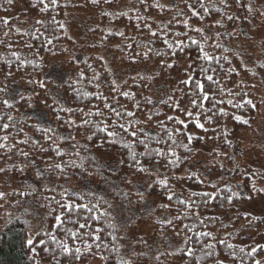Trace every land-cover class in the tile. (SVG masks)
Here are the masks:
<instances>
[{"label": "trees", "instance_id": "1", "mask_svg": "<svg viewBox=\"0 0 264 264\" xmlns=\"http://www.w3.org/2000/svg\"><path fill=\"white\" fill-rule=\"evenodd\" d=\"M125 1L131 2V6L127 10L119 11L114 16L108 15L106 12L108 8L117 7ZM188 2L191 3L192 0H188ZM211 2L220 11L211 8L209 0H205V5L209 6V12L204 13L203 10H200L201 15L204 16L203 21L198 18H191L189 23L195 27L204 28V32L212 37L208 41L209 45L217 40L213 33L220 32L221 37L218 42L225 48L230 49V51L225 53L223 48L215 49L207 46L205 50L216 56L227 55L231 63L221 60L223 65L221 68L213 62L212 66L216 68L214 79L218 76L219 87L216 84L209 85L207 82L205 85L206 90H215L217 101H223V103L218 105L217 109L208 113V115L213 117V123H206L204 117H201V122L205 123V127L209 131L205 133L202 129L193 128L191 125L188 131L197 138L200 136L205 137L203 140L197 139L193 141L192 160L197 161L198 158L207 157L212 170L214 169L216 173L222 174V178L215 181L209 180L203 173L190 169L191 161L178 168L169 169L167 172L162 166L161 172L169 176L172 189L178 193L182 190L185 197L191 191H216V188H213L212 185H216L220 191L217 193V197L210 201L208 206L197 210L200 219L204 221L203 225L195 221L193 216L185 218L183 215L180 216L179 220L174 221L171 226L160 224L159 220L176 216L182 213L183 209L173 202L170 209L165 210L158 207V204L160 202L168 203L166 197L155 200V216H150V218L148 216L149 220L147 219L153 228V232L149 237L163 240L165 235H169L174 239L176 238V241L172 250L169 247H163L162 252L159 254V260L155 259L153 264H162L164 258L173 261L175 264H241V261L242 264H255L256 260L260 261L262 259L261 264H264V250L258 249L254 257L241 254L233 258L231 255L232 250L228 249L225 244L217 242L225 240L227 243L236 245L237 251L240 247H243L246 252L251 251L257 244L264 245L260 243V239L264 234V214H252L238 209V205L241 202H248L258 197L264 198V191H259V189H264V168L257 167L243 158L248 156L251 159H257L260 155L264 156V150L250 140L251 131L264 119V69L260 68V64L264 63V60L251 64L250 58L244 59L245 53H256L260 49L261 41L264 40V15H262L264 11L260 8L252 7V11L248 12L244 7L237 5L234 0H227L229 6L222 4L221 0H211ZM17 3L21 4V11L15 15H10L12 8ZM156 3L163 4L166 7L161 10L155 7ZM242 3L249 4L251 0H242ZM45 4L48 5V10L42 11ZM193 6L198 7L195 4ZM178 9L184 12V16L178 14ZM70 11L91 12L101 20V24L93 30L96 42L91 46L92 51L89 55H84L82 52L74 50L76 41L70 36L65 25V18ZM229 15L238 18L230 21L228 20ZM189 17H191V13L183 0H175V6H173V0H146V3L143 4L140 0H109V2H105V0H98V2H93V0H57L55 6L51 5L50 0H13L11 4L8 3V0L0 2V88L7 85L9 90L16 95L18 101L16 106L10 110L0 105V114L7 112L17 121L15 128L10 127L6 132L0 133V135H9L10 140L7 143L16 145V148L11 152L0 150V163H3V168L7 169V171L0 173L2 180L11 176L10 179H12L13 183L15 182L17 188H22L34 183L32 170L34 167L43 169L48 163H54L61 159H50L54 157L51 149H49L47 154H42L34 147L33 141L40 137L41 134L36 132L32 125L36 123L37 118H40L42 124H50L59 135L64 137L75 136V140L60 141L62 148H66L69 144L76 145L74 150L69 149L68 154L63 156L64 162L75 160L79 164L81 161L75 155V152H79L80 156L85 158L83 161L84 168L70 167L67 177L57 176L53 173L52 177L57 184L85 192L91 190L97 194L104 195L90 187L91 185L104 186L105 178L97 169V159L96 161L91 159L92 156L96 157L97 141L104 134L98 133L92 141H87L85 129L77 128L74 130L55 120L51 110L45 106L44 101L50 105L53 102V95H56L57 99L67 107L81 108L85 112L99 108L107 116L108 110L104 108L105 101L98 99L99 94H103L104 97H107V102L114 107L124 106L127 110L134 111L136 117L145 121L144 126L150 134L160 133L163 138L166 134L161 132L158 121L165 120L166 115H179V113L173 112L163 104L156 103L155 107L160 109L161 114L153 116L151 120L147 118L153 105L145 104L143 98L151 96L150 91L154 79H144L142 83V79L149 76L135 73L119 83L116 82L119 88L116 92H113L111 90L113 87L111 81L115 80V76L104 57L98 51L104 46L110 45L120 55L122 63L130 68L143 67L150 64L155 66L157 73H159L158 76H155V79L162 80L167 85V95H172L174 99L178 98L181 107L188 109L190 107L189 97L177 91V89H183L185 93L188 92V88L181 83L187 77L180 80L175 77L179 65L183 59L187 58L189 62L187 74L195 71L197 72L196 78L203 81L204 77L198 74V68L202 63H205L198 59L196 45H192L191 41L185 36L175 35L177 32L183 33L187 31L189 36L202 40L199 33L186 29L183 24L177 23L178 20ZM5 19L8 21L7 24L4 23ZM38 21H43V23H38ZM169 21H171L170 24ZM217 21H220V23H216ZM61 24L63 27H60ZM145 24L151 25V29L157 32L161 31L162 25L167 24V39L173 43L180 40L184 41V51L179 48L170 49L159 35L152 37L149 30L144 27ZM107 26H113V28H107ZM120 33H123V35H120ZM52 37H56V39H52ZM49 39H52L51 44L48 43ZM150 41L152 42L150 43ZM189 45L191 46L189 47ZM148 48H152L154 51L149 54L147 59L137 55V53L147 51ZM156 50H159L162 54L156 56ZM13 52L18 54L19 59L12 56ZM173 52H175V55H173ZM74 53L75 55H73ZM234 53H238V55L234 56ZM64 59L66 61L63 64L62 79H60L59 83L54 84L48 75ZM161 61H164V63H161ZM168 64L173 66L168 67ZM229 68H233L235 71L229 72ZM9 72H11V76H8ZM80 73H83V76H80ZM94 76L97 79H93ZM29 81H45L46 89H41L35 83L30 84ZM145 83L147 87L144 86ZM97 84L99 87H97ZM73 88L79 89L81 94L87 92L91 95L88 97L77 96ZM229 90H231V94H229ZM126 91L135 93L134 98L130 99L120 94ZM37 93L39 95H36ZM20 95L32 96L33 106L30 107L29 103L20 101ZM241 97H243V100ZM6 98L3 93H0V99ZM229 99L233 101V104L227 103ZM247 99H251L256 107L253 108L248 105L246 103ZM137 101H140V108L135 107ZM236 103H244L245 106L237 109L234 107ZM205 107L211 108L212 105L205 102ZM219 108H223L228 114L220 113ZM61 115L65 114L61 113ZM234 115H242L248 123L244 124L233 120L231 117ZM67 118L65 116V119ZM73 118L79 123L83 117L78 113ZM3 122L8 121L5 118ZM168 127H172V124L169 123ZM21 128L23 131H20ZM225 136L227 140H225ZM25 139L29 140L28 144L19 143V141ZM128 139H131V137H128ZM178 139H183V137ZM77 141L79 142L78 144ZM227 141H231V144ZM41 143L45 147L48 146L46 141H41ZM170 143L168 142V144ZM168 144L156 145L153 143L151 146L167 150ZM208 144L211 146V150L204 149L205 145ZM17 149L29 152L30 156L21 157ZM137 150L143 151L142 146H138ZM175 150L177 155H185L183 148L177 147ZM100 151H108L114 155L117 173L121 178L129 174L126 164L122 165L119 163V160L124 158V150L118 145L111 146L106 144ZM223 153H227V155H223ZM28 160L33 161V164L23 173L13 170L14 165L19 166ZM189 170L197 172L200 179L205 182L198 183L195 178L188 179L186 173ZM89 173H92V175L89 176ZM73 183H77V185L73 186ZM253 183H255L257 189L255 191L252 189ZM226 184L234 191L241 193L239 197H234L231 202L225 198L230 194L225 188ZM127 187L129 191H135L133 186ZM154 188L158 193L164 192V189L158 185H154ZM0 191L4 192L1 183ZM43 195L51 196L53 193L43 192ZM248 197L251 198L249 199ZM105 198L112 200L116 204L122 202L120 198L114 199L107 196ZM19 199L21 197L8 195L6 199L0 200V205H3L7 200V203L12 208L11 214L13 217H20L19 220L13 219L10 224H6V214L5 218L1 217L0 219V264H37V262L38 264H53L51 252L44 250L46 247L55 249V245L51 242L46 246H40L37 241L38 254L34 260L31 259L32 254L26 244L28 233L24 221L28 219L34 226L33 216L25 217L22 209L17 210L20 206L16 205V201ZM135 199L133 197V200ZM37 200H39V204L35 203ZM149 201L153 202V198L150 197ZM29 204L31 205L30 211L34 210L36 214L42 218L44 217L46 209L41 207L44 204V200L41 199V192L28 197L24 206ZM137 204L139 206L142 205V203ZM137 204L135 206L139 207ZM57 212H59V209H57ZM253 217H257V219H253ZM193 222L197 223V229L188 231L184 226ZM120 223H123L121 219ZM54 224V219L49 216L47 217V223L43 226L52 231L58 239H62V231L54 229ZM38 226L39 221L36 220V230H38ZM97 226L105 229L101 233V241H97V243H105L109 247L97 249L93 246L91 251H86L83 244H79L78 241H69L70 244H79L82 249L81 258L78 261H70L58 256L60 264H81L90 258L98 256L108 258L102 259V264H116V254L110 251L112 244L116 242L112 240L111 236L107 235V232L111 231V229H108L107 225L103 223L99 225L94 223L92 225L93 228ZM195 231L213 233L214 239L204 237L203 244H207L210 240L215 244V248L211 250L213 252L211 256H205L200 251L202 245H192L197 249V255L201 257L199 261H196L195 257H187L183 252L188 247V245L183 243L184 237L191 236L195 239ZM177 232H179V235L176 234ZM125 234H127L125 227H119L118 225V235L121 238L119 243L124 245H126L124 242ZM247 235H252L250 241L242 242ZM147 236L145 234V236L135 239L134 252L141 253L142 247H151L152 242L148 240ZM39 239H45V237L41 236ZM166 240H164V243H167ZM141 241L146 243H141ZM89 243H91V240H89ZM125 250L129 251V249L122 251ZM204 251L207 252L209 250L204 249ZM168 253L174 254L169 255ZM139 262L150 264L152 261L148 259L145 253V255H137L134 258L133 264H139Z\"/></svg>", "mask_w": 264, "mask_h": 264}, {"label": "snow or ice", "instance_id": "2", "mask_svg": "<svg viewBox=\"0 0 264 264\" xmlns=\"http://www.w3.org/2000/svg\"><path fill=\"white\" fill-rule=\"evenodd\" d=\"M12 2L13 0H8L9 4ZM93 2H98V0H93ZM105 2H109V0H105ZM140 2L143 4L146 3V0H140ZM183 2L191 13V17L178 20L177 23L183 24L186 29H190L195 33H199L202 37V40H197L196 38L189 36L187 31L183 33L177 32L175 35L185 36L191 41L192 45L197 46L198 59L205 62L199 66L198 74L203 76L204 80L202 81L201 79L196 78L197 72L194 71L193 73L188 74L186 79L181 81V83L185 85L186 88H188V92L185 93L183 89H177V91H180L182 95H187L189 97L190 107L188 109L182 108L179 99H174L172 95H166V98H161L157 102H154L151 96H145L143 98L145 104L153 105V108L149 110L150 114L147 117L149 120H151L153 116H158L161 114L160 109L155 107L156 103L163 104L169 107L173 112L179 113V115H166L165 120L158 121L161 132L166 134L163 138L161 137L160 133L155 135L150 134V132L146 130V127L144 126L145 121H142L136 117V113L134 111H129L124 108V106L114 107L111 103L107 102V97H104L103 94H99L98 99L105 101L104 108L108 110L107 116H105L104 111L99 108L94 111L89 110L85 112L81 108L67 107L64 103H61V101L57 99L56 95H53L52 97V104L49 105L46 101H44L45 106L51 110L55 120L62 122L64 125L71 127L74 130L77 128L85 129L87 141H92L98 133H103L104 135L101 136L97 141L98 146L96 149L97 152H100L101 156H103L104 153H102L100 150L106 144L111 146L118 145L121 149H123L124 158L119 160V163L122 165L126 164L129 174H126L121 178V184H124L125 186H133L135 191H129L126 190V188H120L119 185L114 186L113 191L116 192L117 195L129 205L133 203L146 204L150 197L153 198V202H155L156 199H162L166 197L168 203L160 202L158 207L169 210L171 204L175 202L176 205L183 209V212L171 218L159 220L160 224L169 226L173 225L174 221L179 220L181 215H183L185 218L188 216H193L195 221H198L201 225H203L204 221L200 219V215L197 210L201 207L208 206L210 201L214 200L217 197V193L220 191L216 185H212L213 188H216V191H191L188 196L185 197L182 190L178 193L172 189L169 176L161 172V167L163 166L165 172H167L169 169L178 168L183 164L189 163L190 161L193 165L195 164V161L192 160L193 141H196L197 139L203 140L205 137L200 136L197 138L193 136L188 131L189 126L191 125L193 128L202 129L205 133L209 131V129L205 127V123L201 122V117H204L206 123H213V117L208 115V113L213 112L214 109H217L218 105L223 103V101H217L215 90L208 91L206 90L205 85L207 82L209 85L216 84L219 87L218 76L214 79V75H216V68L212 66L213 62L221 68L223 67L221 60L231 63L227 55L216 56L205 50L207 46L213 47L215 49L223 48L225 53L230 51V49L225 48L221 43L218 42L219 38L221 37L220 32L213 33V35L217 37V40L213 41L212 44L209 45L208 41L211 40L212 37L204 32V28L195 27L189 23V19L191 18H198L199 20L203 21L204 16L201 15L200 10H203L204 13L209 12V6L205 5V0H192L191 3H189L188 0H183ZM234 2L237 5L244 7L248 12L252 11L251 3L243 4L242 0H234ZM50 3L52 6H55L57 4V0H50ZM221 3L225 6H229L227 4V0H221ZM194 4L198 5V7H194ZM209 4L211 8L215 9L216 11H220V9L216 8V5L212 3L211 0H209ZM173 6H175V0H173ZM155 7L163 10L166 6L156 3ZM47 10L48 5L45 4L42 11ZM178 14L184 16V12L179 9ZM124 15H126V13H124ZM237 18L238 17H233L231 15L228 16V20L230 21ZM53 22L55 23V21ZM4 23H8L7 19L4 20ZM38 23H43V21H38ZM170 23L171 21H169V24ZM216 23H220V21H217ZM60 27H63V25L61 24ZM144 27L149 30L152 37H157L159 35L170 49L179 48L181 51H184V41L180 40L173 43L167 39V24L162 25V29L159 32L153 31L151 29V25L149 24H145ZM5 35H7V33H5ZM120 35H123V33H120ZM52 39H56V37H52ZM52 39L48 40L49 44L52 43ZM151 42L152 41H150V43ZM190 46L191 45H189V47ZM153 51L154 50L152 48H148L147 51L137 53V55L147 59L149 54ZM161 54L162 53L159 50L155 51L156 56H160ZM173 55H175V52H173ZM233 55H238V53H234ZM12 56L19 59L18 54L15 52L12 53ZM161 63H164V61H161ZM167 66L172 67L173 65L168 64ZM89 67L91 66L89 65ZM260 68L264 69V63L260 64ZM228 71L233 72L235 69L229 68ZM49 75H53L55 78L62 79L59 73H50ZM79 75L83 76V73H80ZM158 75L159 73L155 74V76ZM253 75H255V73H253ZM8 76H11V72L8 73ZM154 78V76H149L143 78L141 82L143 83L144 79ZM93 79H97V77L94 76ZM89 82L91 83V81ZM29 83L38 84L41 89H46L45 81H29ZM111 84L113 85L111 90L116 92L119 88V85L116 84L115 80L111 81ZM69 86L71 87V85ZM144 86L147 87V84L145 83ZM97 87H99L98 84ZM73 91L77 94V96L83 95V97H88L91 95L87 92L81 94L80 90L75 88H73ZM221 91H223V89H221ZM0 93H3L7 97L6 99H0V105H3V107L7 110L13 109L18 103L16 95L9 90L7 85L0 88ZM120 94L125 97H129L130 99L134 98L135 96V93L127 91ZM229 94H231V90H229ZM36 95L39 94L37 93ZM241 99L243 100V97H241ZM19 100L29 103L30 107L33 106L32 96L26 97L24 95H20ZM205 102L210 103L212 107H205ZM227 103L233 104V101L229 99L227 100ZM246 103L251 105L253 108L256 107L251 99H247ZM244 106V103H236L234 105V107L237 109L243 108ZM135 107L140 108V101L136 102ZM218 110L224 115L228 114L223 108H219ZM61 113H64L65 115H61ZM78 113L83 117L79 123L73 118ZM65 116L68 118L65 119ZM113 117H115V119H113ZM5 118L8 122H3ZM231 118L244 124L248 123V121L245 120L242 115H234ZM109 121H111V123H109ZM169 123L172 124V127H168ZM16 125L17 121L11 114H8L7 112L0 114V133L6 132V130H8L10 127L15 128ZM32 127L36 132L41 134L40 137L33 141L34 147H36L37 150L42 154H47L49 149H51L54 153V157L50 159H61L54 163H48L43 169L34 167L32 169L34 183L28 184L22 188L13 189L11 193L0 191V200L6 199L8 195L21 197V199L16 201V205L20 206L17 210L19 211L22 209V213L25 217L32 215L34 219L39 221L38 230L33 228V225L28 219H25L24 221L28 233L26 236V244L30 253L32 254L31 259L34 260L35 256L38 254L37 241L40 246H46L49 242L55 245V249L47 247L44 249L45 251L51 252L53 264H60V259L57 258L58 256L69 259L70 261H78L82 254V249L79 244H83L86 251H91L93 246L97 249L101 247L108 248V244L97 243V241H101V233L104 232L105 229L99 226L93 228L92 225L94 223L97 225L103 223L107 225L108 229H111V231L107 232V235L111 236L112 240L116 242L112 244L110 248V251L116 254V264H133V260L137 255H145L143 252L136 253L134 251H122L126 249V245L119 243L121 238L118 235V225L119 227L124 226L123 223H120L123 204H116L112 200L105 198L104 195L97 194L91 190L85 192L83 190L65 187L64 185H58L53 179V173H55L57 176L67 177L68 169L70 167L78 169L84 168L83 161L85 158L81 157L79 152H75V155L81 161L79 164H77L75 160L64 162L62 159L63 156L68 154V150H74L76 145L69 144L66 148H62L60 141L75 140V136L64 137L59 135L56 129L50 124H42L40 122V118H37L36 123H34ZM20 131H23V129L21 128ZM128 137H131V139H128ZM179 137H183V139H178ZM224 138L227 140L226 136ZM9 140V135H0V141H2L0 142V150L11 152L16 148V145L7 143ZM41 141H46L48 146L45 147ZM168 142L171 143L168 144ZM227 142L231 144V141ZM19 143L28 144L29 140L25 139L19 141ZM78 143L79 142L77 141V144ZM153 143L156 145L168 144L167 150H164L160 147H152L151 145ZM138 146H142L143 151H138ZM177 147L183 148L185 150V155H177L175 150ZM17 151L21 157L30 156L29 152H24L20 149H17ZM223 155H227V153H223ZM91 159L96 161L95 156H92ZM32 164L33 161L28 160L26 163L20 164L19 166L14 165L13 170L23 173L25 170L31 167ZM101 167L102 166L97 163V169H100ZM5 171H7L6 168L0 167V173ZM91 175L92 173H89V176ZM186 175L188 179L195 178L198 183L205 182L204 180L200 179L197 172H192L189 170ZM37 185H39V187H37ZM154 185H158L159 187L163 188L164 192H156ZM225 188L227 189L228 193H230L225 197L229 202H231L234 197H239L241 195L239 191H234L227 184L225 185ZM252 189L254 191L257 190L255 183L252 184ZM259 191H264V189H259ZM37 192H41V199L44 200V204L41 205V207L46 209L43 218L36 214L34 210L30 211V204L28 206H24L25 200L28 197L35 195ZM43 192H51L53 195L45 196L43 195ZM133 197L136 199L133 200ZM248 198L250 199L251 197ZM35 203L39 204V200L35 201ZM0 207H2V205H0ZM57 209H59V212H57ZM129 211H131V209H129ZM154 212V208H148L149 215H152ZM49 216H51L55 221L53 226L54 229L62 231V239H58L52 231H49L43 226L47 223V217ZM6 217V224L12 223L13 219H20L18 216L13 217L11 213H6ZM253 219H257V217H253ZM184 227L188 231H194L197 229V223L193 222L190 225H185ZM176 234L179 235V232ZM41 236H44L45 239H39ZM204 237L214 239L213 233L209 231H195V239L191 236H185L183 243L188 245V247L183 250L184 255L187 257H195V260L199 261L201 257L197 255V249L192 246L193 244H198L202 245L200 251L203 252L205 256H211L213 254L211 250L215 248V244L212 243L211 240L207 244H203ZM89 240H91V243H89ZM69 241H78L79 244H70ZM217 242L220 244H225L228 249H231V255L233 258H236L241 254L254 257L258 249L264 250V245L257 244L256 247L251 249V251L246 252L245 248L243 247H240L237 251L236 245L234 244L227 243L225 240H219ZM141 243L146 242L141 241ZM204 249H208L209 251L205 252ZM168 254L173 255L174 253ZM102 259L108 258L102 257ZM156 259L159 260V255L156 256ZM255 264H261V262L256 260Z\"/></svg>", "mask_w": 264, "mask_h": 264}, {"label": "rangeland", "instance_id": "3", "mask_svg": "<svg viewBox=\"0 0 264 264\" xmlns=\"http://www.w3.org/2000/svg\"><path fill=\"white\" fill-rule=\"evenodd\" d=\"M5 0H0V2H3ZM168 3V2H167ZM251 5L253 8H260L264 11V0H251ZM131 6L130 1H125L124 3L120 4L117 7H111L106 10L108 15L114 16L119 11H125ZM22 9V6L20 3H17L11 10L10 15H15L19 13ZM101 24L100 18L94 16L91 12H83V11H70L66 18H65V25L67 28L68 33L70 36L76 41V47L74 50L76 52H82L84 55H89L91 53V46L96 42V36H94V29ZM107 28H113V26H107ZM105 59L107 65L110 67L112 73L115 76L116 82L123 81L126 77L132 74H145L147 76H154L157 73V69L153 65H147L143 67H128L122 63V58L119 54H117L115 48L113 46L107 45L104 46L102 49L98 51ZM73 53V52H72ZM75 55V53L73 54ZM250 58V63L253 64L254 62H258L260 60H264V40L260 43V49L256 51V53H245L244 59ZM66 60L64 59L61 61V63L57 64L55 68L50 73H59L60 77L62 78L63 73V64ZM188 59L185 58L181 61L177 74L176 79L180 80L185 77H187L188 72ZM49 73V74H50ZM49 79L54 83L57 84L61 80L58 78H55L53 75H48ZM168 89L167 85L162 80H157L154 78L153 84L151 86L150 95L153 98L155 102L159 101L161 98H164L167 95ZM264 109V104H263ZM250 140L253 141L257 146L259 145L260 148L264 150V119H262L257 126L251 131L250 133ZM206 150H211V146L205 145ZM103 156H101L100 152H96V159L97 163H99L102 167L99 169V171L102 173V175L105 178L104 186H90L92 189H95L105 196L109 198H120L116 192L113 191V187L116 185H119L120 188H126L128 190V187L124 184H121V176L117 173V167L114 162V155H112L110 152L106 151L103 152ZM245 161L251 162L257 167L264 168V156H258L257 159H251L248 156L243 157ZM4 164L0 163V167H3ZM191 170H196L201 173H203L209 180L215 181L222 178V174L216 173L214 169L212 170L211 165L209 164L208 158H198L197 161H195V164L191 165ZM11 176H8L2 180L0 177V183L2 184V188L5 193H11L13 189H17V186L15 185V182H12V179H10ZM9 179V180H8ZM77 185L73 183V186ZM156 202H147L146 204L138 205L137 203H133L131 205L127 204L122 200V202L118 204H123V211L121 220L123 221L125 230L127 231V234L124 236V242L126 244V249H129V251H134L135 247V239L139 238L141 236L148 237V240L152 242L151 247L145 246L142 247L140 252H144L147 254V257L150 261V264H153V261L155 262L156 256L159 255L162 251L163 247H169V249L174 248V244L176 241V238H172L169 235H165L164 239H158V238H150L149 235L152 234L153 228L148 223V220L150 216H155V212L152 215L148 214V208H154L156 207ZM138 205L139 207L135 206ZM11 207L7 203V200L5 203H3L2 208H0V219L3 218L6 213H11ZM131 209V211H129ZM238 209L252 214H264V198H256L254 200H250L248 202H241L238 205ZM149 216V218H148ZM153 216V217H154ZM158 216V215H157ZM5 218V217H4ZM130 218V219H129ZM148 219V220H147ZM33 220V228H35L36 219L32 217ZM252 235H247L245 239L242 240V242H249ZM147 239V238H146ZM168 243H164V240ZM173 244H172V243ZM260 243L264 244V234L262 235L260 239ZM263 260V259H262ZM260 260V262H262ZM81 264H102V257H94L90 258L87 261L81 263ZM139 264H147L144 262H139ZM162 264H175L173 261H169L166 258L163 259Z\"/></svg>", "mask_w": 264, "mask_h": 264}]
</instances>
